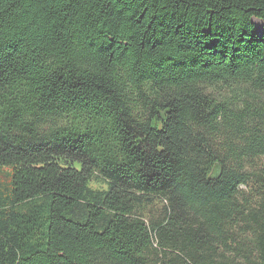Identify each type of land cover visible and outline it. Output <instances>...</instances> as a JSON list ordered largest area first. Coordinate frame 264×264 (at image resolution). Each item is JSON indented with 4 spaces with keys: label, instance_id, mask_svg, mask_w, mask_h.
Wrapping results in <instances>:
<instances>
[{
    "label": "trees",
    "instance_id": "obj_1",
    "mask_svg": "<svg viewBox=\"0 0 264 264\" xmlns=\"http://www.w3.org/2000/svg\"><path fill=\"white\" fill-rule=\"evenodd\" d=\"M255 18L264 0H0V264H264Z\"/></svg>",
    "mask_w": 264,
    "mask_h": 264
},
{
    "label": "rangeland",
    "instance_id": "obj_2",
    "mask_svg": "<svg viewBox=\"0 0 264 264\" xmlns=\"http://www.w3.org/2000/svg\"><path fill=\"white\" fill-rule=\"evenodd\" d=\"M254 23L256 24L257 32H259V33L263 32V27H264L263 21L255 18ZM10 170H11V167L0 165V183H1V185H3V188L10 185V182H11ZM93 185L100 186L101 184L94 182ZM159 204L160 203H158L155 207L159 208Z\"/></svg>",
    "mask_w": 264,
    "mask_h": 264
},
{
    "label": "water",
    "instance_id": "obj_3",
    "mask_svg": "<svg viewBox=\"0 0 264 264\" xmlns=\"http://www.w3.org/2000/svg\"><path fill=\"white\" fill-rule=\"evenodd\" d=\"M222 165L220 162H216L215 163V166L210 174V177L212 179H218L220 176H221V173H222Z\"/></svg>",
    "mask_w": 264,
    "mask_h": 264
}]
</instances>
